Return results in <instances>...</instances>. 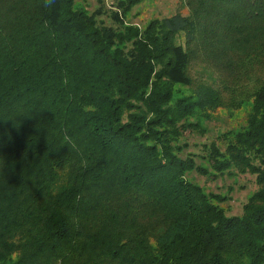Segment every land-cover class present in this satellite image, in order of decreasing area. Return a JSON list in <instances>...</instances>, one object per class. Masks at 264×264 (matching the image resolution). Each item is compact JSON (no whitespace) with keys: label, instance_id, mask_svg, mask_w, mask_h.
Instances as JSON below:
<instances>
[{"label":"trees","instance_id":"obj_1","mask_svg":"<svg viewBox=\"0 0 264 264\" xmlns=\"http://www.w3.org/2000/svg\"><path fill=\"white\" fill-rule=\"evenodd\" d=\"M140 1L0 0V264H264V0Z\"/></svg>","mask_w":264,"mask_h":264},{"label":"rangeland","instance_id":"obj_2","mask_svg":"<svg viewBox=\"0 0 264 264\" xmlns=\"http://www.w3.org/2000/svg\"><path fill=\"white\" fill-rule=\"evenodd\" d=\"M79 5L84 8H88L91 11L95 10L101 4L107 9L115 6L118 0H77ZM187 0H141L128 14L127 21L129 23L138 24L144 26L151 19L155 17H161L170 15L172 13L182 11L188 12L189 7L186 4ZM108 23H110L107 15L102 16ZM247 115L245 109L238 110H218L216 112L213 121L209 122L210 127L207 134L199 136L197 133H188L187 141L189 142V150L198 152L202 149L200 142H211L217 138V135L226 131L227 129L239 128L244 122ZM196 180L210 186L216 190H229L232 197L226 204L229 206V213L239 214L242 212L244 203L247 201L248 196L257 188L255 175L252 174H240L236 177H230L225 175L219 177L217 180H207L201 175L195 177Z\"/></svg>","mask_w":264,"mask_h":264}]
</instances>
